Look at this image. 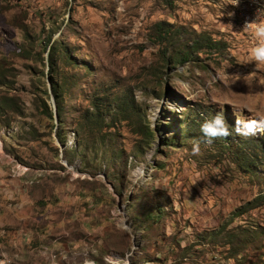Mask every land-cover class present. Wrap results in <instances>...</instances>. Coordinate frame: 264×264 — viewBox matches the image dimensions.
<instances>
[{
    "label": "rangeland",
    "instance_id": "374dc122",
    "mask_svg": "<svg viewBox=\"0 0 264 264\" xmlns=\"http://www.w3.org/2000/svg\"><path fill=\"white\" fill-rule=\"evenodd\" d=\"M239 11L264 24V0H0V260L264 264V64ZM217 114L231 134L207 143Z\"/></svg>",
    "mask_w": 264,
    "mask_h": 264
},
{
    "label": "trees",
    "instance_id": "16d2710c",
    "mask_svg": "<svg viewBox=\"0 0 264 264\" xmlns=\"http://www.w3.org/2000/svg\"><path fill=\"white\" fill-rule=\"evenodd\" d=\"M157 36H156V40L160 43V45H171L173 42H171V38H170V32L169 30H166L165 28V24L164 23H160L157 25ZM172 41H174L172 39ZM205 47L209 48L210 50H212L213 48H215V46L217 45V42L213 41L211 37H207L205 40ZM51 43V38H49V40L47 42L44 43L45 45V51L48 49V46L49 44ZM58 44H60L58 41H56L50 48V51H49V61H50V72H51V76H50V81L52 82V85H53V93L55 95V98H56V103L59 105L58 106V114L60 115L61 114V108H60V97H61V92L65 90V87L67 86V77H63L62 76V79L61 82H56L54 76H55V73H56V67H57V64H58V56H56L58 54L57 51H61L60 48H58ZM196 44H198L196 42ZM165 49H168V48H165ZM165 49L163 50V52H166ZM201 48L198 47V46H193L192 50H200ZM62 57L65 61L67 62H71L72 59L71 57L68 58L67 55H66V51L63 50L62 52ZM188 51L183 54V57L180 58L179 55L181 54H178L177 56H173L172 58L167 56V54L165 53L163 58L164 60L167 62V64L169 62H173L174 64H179V63H183V62H188L189 60L188 59H191L190 58V55H188ZM60 57V56H59ZM75 82H73L74 84ZM70 84V83H69ZM96 101H98V99H94L93 101V111L90 112L89 114L86 115L87 117V120L89 121V123L91 124V127H96L98 128L100 126L99 122L103 121L101 119V112L104 108V104H101V105H98L96 103ZM202 113L198 112V116L200 115L201 116ZM50 116H52V114L50 113L49 114ZM204 116V115H203ZM195 122L194 123H197L196 121L197 120H194ZM145 135L146 138H152L154 136V132L149 128V126H147L146 128V131L143 133ZM166 143V142H165ZM168 143V142H167ZM261 200L258 199L254 202V204L257 203V205H264V202H260ZM259 203V204H258Z\"/></svg>",
    "mask_w": 264,
    "mask_h": 264
},
{
    "label": "clouds",
    "instance_id": "9594fccd",
    "mask_svg": "<svg viewBox=\"0 0 264 264\" xmlns=\"http://www.w3.org/2000/svg\"><path fill=\"white\" fill-rule=\"evenodd\" d=\"M254 34L261 43L260 46L252 50L253 57L258 64H264V24L257 25L254 29ZM256 129L257 125L252 121H238L236 125L237 134L244 136L255 134ZM201 132L207 143H212L216 139L226 138L231 134L222 114H217L212 120L203 123L201 125ZM193 154H199L198 142L193 145Z\"/></svg>",
    "mask_w": 264,
    "mask_h": 264
},
{
    "label": "built area",
    "instance_id": "2783aa9c",
    "mask_svg": "<svg viewBox=\"0 0 264 264\" xmlns=\"http://www.w3.org/2000/svg\"><path fill=\"white\" fill-rule=\"evenodd\" d=\"M238 15L241 17V27L245 30V33H249L251 38H256L254 34V29L257 25V19L252 15H247L242 11H239ZM250 25V27H249Z\"/></svg>",
    "mask_w": 264,
    "mask_h": 264
},
{
    "label": "bare ground",
    "instance_id": "6f19581e",
    "mask_svg": "<svg viewBox=\"0 0 264 264\" xmlns=\"http://www.w3.org/2000/svg\"><path fill=\"white\" fill-rule=\"evenodd\" d=\"M260 2H261V1H260ZM260 2H259V3H260ZM251 3H252V2H251ZM253 4H254V3H253ZM253 4H252V5H253ZM247 5H248V4H247ZM256 5H258V4H256ZM242 7H243V5H242ZM251 7H253V6H251ZM258 8H260V7H258ZM261 9H262V8H261ZM245 11L247 12L248 10H245ZM251 13H252V12H251ZM0 264H5V262L2 261V260H0Z\"/></svg>",
    "mask_w": 264,
    "mask_h": 264
},
{
    "label": "water",
    "instance_id": "95a60500",
    "mask_svg": "<svg viewBox=\"0 0 264 264\" xmlns=\"http://www.w3.org/2000/svg\"><path fill=\"white\" fill-rule=\"evenodd\" d=\"M55 113H57V110L55 111Z\"/></svg>",
    "mask_w": 264,
    "mask_h": 264
}]
</instances>
